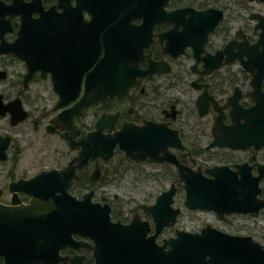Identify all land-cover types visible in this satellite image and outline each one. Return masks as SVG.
<instances>
[{
	"label": "flooded vegetation",
	"instance_id": "obj_1",
	"mask_svg": "<svg viewBox=\"0 0 264 264\" xmlns=\"http://www.w3.org/2000/svg\"><path fill=\"white\" fill-rule=\"evenodd\" d=\"M30 1L0 0V143L6 141L0 205L43 203L53 219L55 196L67 183L65 191L76 199L89 192L90 203L107 204L110 222L126 224L137 213L147 221L146 235L153 233V221L140 205L153 203L161 190L125 212L116 194L102 192L106 177L116 179L122 162H157H134L114 143L105 160L93 157L78 165L73 157L83 135L96 128L113 133L136 126L137 133L153 123L155 135L163 126L175 129L187 149L170 150L191 168L246 162L255 172V164L264 163L254 155L259 147L244 148L250 152L245 158L230 154L243 149L206 147L219 126L217 118L229 123L235 106L252 105L257 91L264 90L259 51H264V9L247 4L264 1L236 0L233 17L225 14L224 0ZM206 8L221 11L208 30L212 15L201 12ZM8 43L13 49H4ZM84 98L87 103L79 104ZM170 205L175 206L173 196ZM172 228L166 236L161 229L155 242L174 235ZM70 239L36 238L32 249L12 252H49L44 261L32 255L20 264H106L93 253L107 252L104 244L94 245L78 232ZM16 261L0 251V264Z\"/></svg>",
	"mask_w": 264,
	"mask_h": 264
},
{
	"label": "water",
	"instance_id": "obj_2",
	"mask_svg": "<svg viewBox=\"0 0 264 264\" xmlns=\"http://www.w3.org/2000/svg\"><path fill=\"white\" fill-rule=\"evenodd\" d=\"M34 1L40 4L39 0ZM181 9L186 7L178 10ZM201 12L212 15L207 30L212 29L221 16V11L214 8H206ZM12 44L8 43L4 49H13ZM255 45L253 48L256 51ZM259 51L261 56L264 55V51ZM263 58L261 62H264ZM251 81L257 83L253 77ZM263 98L264 90H258L252 105L245 108L235 106L232 115L229 112L230 122L227 124L219 123L217 118L219 126L215 127L206 147L244 149L252 146L257 149L264 145ZM87 101L84 98L79 104L85 105ZM0 105L4 104L0 102ZM146 124L137 133L136 126H123L113 133L108 130L102 132L100 128L87 131L73 159L77 160L78 165L93 157L105 160L112 153L114 143H117L123 155L134 162L145 160L171 164L175 169L176 182L169 183L166 189L161 190L153 203L140 205L153 221V233L146 235L149 231L147 221L139 219L137 213L126 224L110 222L107 204L99 206L97 202L90 203L89 192H83L76 199L65 191L67 183H62L60 193L55 196L56 218L52 219L49 212H44L43 203L35 201L20 207L0 205V251L5 253L6 258L18 259L16 262L20 264L24 257L36 255L44 261L49 252L12 251L32 249L36 238L56 236L69 242L70 233L78 232L90 237L94 245L106 246L107 252H93L95 260L97 257L102 258L106 264H264V246L252 236L228 233L209 223H204L195 232L174 228V235L161 238L159 243L155 242L156 234L163 227L171 225L180 211L178 206L170 205L177 186L182 188V205L186 209L210 210L218 218L233 212L255 213L264 208V194L260 195L259 186V180L264 177V163H256L255 172L250 170L246 162L233 164V168L227 165L191 168L180 163L170 150L173 147L187 149L175 129L163 126L157 129L155 135L156 124ZM5 143V140L0 143V158L4 155ZM61 170L58 172L63 174ZM49 171L53 172L54 169ZM70 177L71 174L67 173V178Z\"/></svg>",
	"mask_w": 264,
	"mask_h": 264
},
{
	"label": "rangeland",
	"instance_id": "obj_3",
	"mask_svg": "<svg viewBox=\"0 0 264 264\" xmlns=\"http://www.w3.org/2000/svg\"><path fill=\"white\" fill-rule=\"evenodd\" d=\"M249 8L260 10L264 9V3L248 2ZM224 12L227 17L236 14L238 11L236 0H224ZM236 18H233L235 26ZM236 158H245L249 150H234L230 153ZM254 155L259 161H264V145L259 147ZM116 179H108L104 182V192L108 196L116 194L115 202L119 204L121 211L125 212L127 208L134 203L147 202L158 193L165 189L169 183L176 182L174 168L166 163H132L124 161ZM261 194H264V178L259 183ZM183 193L178 186L173 195V205L180 208V212L172 226L164 227L161 235H171L172 227L185 229L189 231L197 230L204 223L222 231L232 234H248L264 246V208L255 213H230L224 219L218 218L210 210H188L182 205Z\"/></svg>",
	"mask_w": 264,
	"mask_h": 264
}]
</instances>
